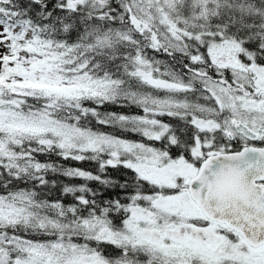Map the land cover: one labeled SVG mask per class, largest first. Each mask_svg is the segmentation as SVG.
Segmentation results:
<instances>
[{"label":"snow or ice","instance_id":"obj_1","mask_svg":"<svg viewBox=\"0 0 264 264\" xmlns=\"http://www.w3.org/2000/svg\"><path fill=\"white\" fill-rule=\"evenodd\" d=\"M0 264H264V0H0Z\"/></svg>","mask_w":264,"mask_h":264}]
</instances>
